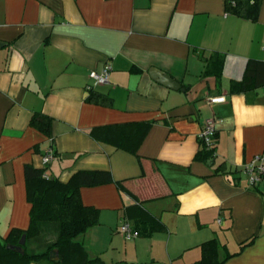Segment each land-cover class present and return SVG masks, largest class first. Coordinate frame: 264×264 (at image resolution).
Returning a JSON list of instances; mask_svg holds the SVG:
<instances>
[{
    "label": "crops",
    "instance_id": "crops-1",
    "mask_svg": "<svg viewBox=\"0 0 264 264\" xmlns=\"http://www.w3.org/2000/svg\"><path fill=\"white\" fill-rule=\"evenodd\" d=\"M214 54L219 78L204 74ZM249 61L259 82L231 90ZM106 64L108 83L88 88L89 72ZM39 112L51 117L50 135L30 124ZM210 117L205 158L198 133ZM50 145L49 177L111 173L80 187L99 210L83 240L102 264H192L212 238L222 264H264V181L250 185L242 171L264 151V0L253 19L228 12L226 0H0L1 241L28 227L24 168L40 166ZM151 216L163 227L131 239L118 231L123 221L139 231Z\"/></svg>",
    "mask_w": 264,
    "mask_h": 264
},
{
    "label": "trees",
    "instance_id": "trees-1",
    "mask_svg": "<svg viewBox=\"0 0 264 264\" xmlns=\"http://www.w3.org/2000/svg\"><path fill=\"white\" fill-rule=\"evenodd\" d=\"M260 0H226V9L232 14L246 18H256ZM223 56L214 54L207 59L204 74L220 76ZM249 61L242 80L231 82V90H244L259 82ZM255 76V77H254ZM219 78V77H218ZM30 124L46 135H50L51 117L35 113ZM202 145L205 158L211 156L212 149ZM200 152V153H201ZM199 152L196 154L198 156ZM199 157V156H198ZM46 165L27 164L24 168L27 183V198L31 204L29 224L26 229H12L6 238L0 240V264H102L98 257H90L83 236L98 222L99 210L83 204L80 197L81 186H92L113 181L108 170H79L63 182L57 177H45ZM47 175V174H46ZM117 185L129 192L125 182ZM137 235L147 234L163 225L155 217L142 221ZM149 225V226H147ZM25 233L24 252L19 253L6 247L17 244ZM219 242L212 238L202 243V258L192 264H222L218 258ZM58 250V261H53L49 253Z\"/></svg>",
    "mask_w": 264,
    "mask_h": 264
},
{
    "label": "built area",
    "instance_id": "built-area-1",
    "mask_svg": "<svg viewBox=\"0 0 264 264\" xmlns=\"http://www.w3.org/2000/svg\"><path fill=\"white\" fill-rule=\"evenodd\" d=\"M110 69L111 66L106 64L100 71L91 70L89 72V77L92 79V83L88 86V88H91L95 85L108 83ZM223 99L224 97L218 96L211 98L210 101L218 102L222 101ZM215 125L216 120L213 117H210L204 121L203 126L198 133V139L200 143L209 149H212L215 143ZM54 156V148L50 145L41 155V165L45 166L48 164L54 158ZM242 171L246 175L250 185H257L258 183L264 181V151L254 155L251 159L245 162L242 166ZM44 176L48 177L46 174H44ZM118 231L124 236L125 239H131L137 236V232L132 229L131 225L127 221H123L119 225Z\"/></svg>",
    "mask_w": 264,
    "mask_h": 264
},
{
    "label": "water",
    "instance_id": "water-1",
    "mask_svg": "<svg viewBox=\"0 0 264 264\" xmlns=\"http://www.w3.org/2000/svg\"><path fill=\"white\" fill-rule=\"evenodd\" d=\"M150 74L152 75L153 78H155L156 80H158L159 82H161L162 84H164L168 87L175 88V89L179 88V82L176 79H174L170 74H168L166 72H163V71L158 70V69H150ZM25 240H26V234L23 233L20 236L17 244L8 243L6 245V247L11 249V250H14L16 252L23 253L24 252L23 245L25 243ZM52 254H55L56 260L54 257H52ZM49 257L51 260L58 261V258H59L58 250L56 248L53 249L50 252Z\"/></svg>",
    "mask_w": 264,
    "mask_h": 264
},
{
    "label": "rangeland",
    "instance_id": "rangeland-1",
    "mask_svg": "<svg viewBox=\"0 0 264 264\" xmlns=\"http://www.w3.org/2000/svg\"><path fill=\"white\" fill-rule=\"evenodd\" d=\"M59 264H63V263H59Z\"/></svg>",
    "mask_w": 264,
    "mask_h": 264
}]
</instances>
